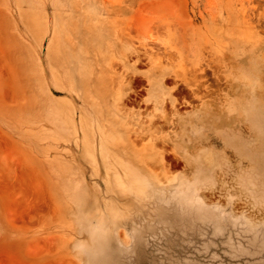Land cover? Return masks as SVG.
<instances>
[{
	"label": "rangeland",
	"instance_id": "1",
	"mask_svg": "<svg viewBox=\"0 0 264 264\" xmlns=\"http://www.w3.org/2000/svg\"><path fill=\"white\" fill-rule=\"evenodd\" d=\"M0 264H264V0H0Z\"/></svg>",
	"mask_w": 264,
	"mask_h": 264
},
{
	"label": "bare ground",
	"instance_id": "2",
	"mask_svg": "<svg viewBox=\"0 0 264 264\" xmlns=\"http://www.w3.org/2000/svg\"><path fill=\"white\" fill-rule=\"evenodd\" d=\"M177 36H178V35H177ZM156 48H157V47H156ZM140 59H141V58H140ZM144 59H145V58H144ZM155 63H156V62H155ZM155 63H154V64H155ZM201 67H202V66H201ZM201 67H200V69H201ZM204 71H205V70H204ZM177 75H178V74H177ZM85 77H86V76H85ZM170 77H171V76H170ZM166 78H167V77H166ZM171 78H172V77H171ZM167 79H168V78H167ZM176 80H177V79H176ZM166 81H167V80H166ZM179 82H180V81H179ZM186 82H187V80H186ZM84 83H85V82H84ZM167 83H168V82H167ZM183 83H185V82H183ZM188 83H190V82H188ZM165 84H166V83H165ZM186 84H187V83H186ZM177 86H178V84H177ZM186 86H187V85H186ZM190 86H191V85H190ZM188 87H189V86H188ZM175 88H176V87H175ZM186 88H187V87H186ZM133 89H134V88H133ZM187 89H188V88H187ZM180 90H181V89H180ZM189 90H190V88H189ZM189 90H188V91H189ZM191 90H192V89H191ZM176 91H177V90H176ZM172 93H173V92H172ZM176 93H177V92H176ZM180 94H182V93L180 92ZM174 95H175V94H174ZM177 95H178V94H177ZM180 96H181V95H180ZM176 97H177V96H176ZM196 97H197V96H196ZM173 106H174V105H173ZM176 106H177V105H176ZM164 107H165V106H164ZM166 107H167V106H166ZM166 107H165V108H166ZM171 107H172V106H171ZM167 108H168V107H167ZM174 108H175V107H174ZM168 112H169V111H168ZM170 117H171V116H170ZM114 118H115V117H114ZM120 123H121V122H119V124H120ZM152 126H153V125H152ZM164 126H165V125H164ZM188 128H189V127H188ZM183 131H184V130H183ZM190 132H192V133H191L192 136H193V135L195 136V139L197 140V142H200V143L202 142L201 144H203L204 141L206 142V139L209 138V137H206L205 134L202 133V131H199V130H193V129H192V130H190ZM186 133H187V132H186ZM182 134H184V132H183ZM185 136H186V135H185ZM162 137H163V136H162ZM162 137H161V138H162ZM205 137H206V138H205ZM204 138H205V139H204ZM216 138H217V137H216ZM141 140H143V139H141ZM208 140H209V139H208ZM192 141H193V140H192ZM146 142H147V140H146ZM143 143H144V142H143ZM143 143H142V145H144ZM206 143H207V142H206ZM213 143H214V142H213ZM215 143H217V142H215ZM133 144H134V143H133ZM136 144H137V143L134 144V147L137 146ZM110 145H111V144H110ZM118 145H119V144H118ZM139 145H140V144H139ZM151 145H152V144H151ZM201 146H202V145H201ZM204 146H205V145H204ZM158 147H159V146H158ZM135 148H137V147H135ZM138 148H139V147H138ZM165 148H166V147H165ZM139 149H140V148H139ZM139 152H140V151H139ZM136 153H137V152H136ZM141 153H142V152H141ZM209 153H210V152H209ZM159 155H160V154H159ZM145 157H146V156H145ZM173 158H174V157H173ZM163 159H164V158H163ZM163 159H161V160H163ZM138 160H139V159H138ZM140 161H141V160H140ZM142 161H143V160H142ZM163 161H164V160H163ZM171 161H172V160H171ZM179 161H180V160H179ZM177 162H178V161H177ZM179 163H180V162H179ZM164 164H165V162H164ZM176 164H177V163H176ZM192 164H193V163H192ZM199 164H200V163L198 162V167H199ZM173 166H174V165H173ZM200 166H201V165H200ZM165 167H166V166H165ZM165 167H163V168H165ZM159 168H160V167H159ZM167 168H168V167H167ZM165 170H166L165 172L168 173V172H167L168 170H167V169H165ZM154 172H155V171H154Z\"/></svg>",
	"mask_w": 264,
	"mask_h": 264
}]
</instances>
